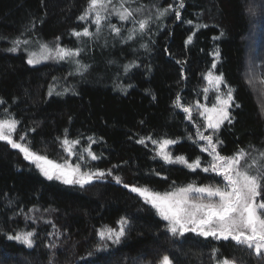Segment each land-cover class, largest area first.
Masks as SVG:
<instances>
[{
  "label": "trees",
  "instance_id": "obj_1",
  "mask_svg": "<svg viewBox=\"0 0 264 264\" xmlns=\"http://www.w3.org/2000/svg\"><path fill=\"white\" fill-rule=\"evenodd\" d=\"M252 1L184 0L182 18L177 20L174 11L157 19V10L169 4L175 7L179 0H132L125 6L143 8L135 19H152L148 29L127 40V29L133 25L115 17L110 23L121 27V36L111 33L106 25L98 36L91 25L86 27L92 37L73 35L85 28L78 17L88 0H0V99L4 101L0 118L8 109L19 121L14 139L25 136L23 143L33 151L56 162L80 163L82 170L105 172L103 178L83 188L48 180L18 149L0 141V264H158L164 255L174 264H214L213 247L238 264H264V258L231 240L205 239L193 233L172 237L155 210L124 187L148 186L163 192L173 182L177 187L190 182H222L214 173L202 171L211 157L200 151L205 142L193 143L197 126L206 131L197 109L193 107V120H189L174 103L178 95L181 105L202 103L207 86L203 74L211 68L215 49L220 57L213 71L223 73L241 105L232 110L233 123L225 122L216 133L223 141L218 151L230 156L238 148L249 150L250 145L264 148V118L259 112L264 95L258 85L254 91L246 83L250 75L264 77V9L255 8ZM249 6L256 9L257 30L261 32L256 39L261 47L252 73L245 74L244 39L253 23L245 11ZM189 20L191 24L186 23ZM189 35L192 42L185 44ZM17 37L80 48L77 59L88 68L76 72L74 62L29 65L25 46L8 51ZM129 64L134 66L126 72L124 66ZM49 85H55L52 95L48 94ZM65 136L79 139L75 151L83 153V161L64 152L60 140ZM148 137L177 140L169 151L189 161L200 157L201 169L165 163ZM141 138L144 144L137 143ZM89 145L99 159L92 160L83 151ZM117 176L122 183L116 182ZM120 217L129 221L121 243L109 242L107 252H96L97 229L117 227ZM18 231H34L32 248L7 239ZM52 243L57 247H49Z\"/></svg>",
  "mask_w": 264,
  "mask_h": 264
},
{
  "label": "snow or ice",
  "instance_id": "obj_2",
  "mask_svg": "<svg viewBox=\"0 0 264 264\" xmlns=\"http://www.w3.org/2000/svg\"><path fill=\"white\" fill-rule=\"evenodd\" d=\"M132 0H119V3H114V0H88L87 7L84 12L78 17L79 20L85 21L91 19V23L96 26V35L98 36L103 26H107L111 33L116 36L122 35L121 27L110 23L111 17L115 16L121 22H129L133 27L128 28L127 40H133L137 34L143 33L148 29L149 21L152 19L148 16L144 19H135L137 13L143 11L142 7L132 9L130 5ZM184 7V0H179L174 7L172 4L166 8L158 9L157 19L174 11L177 20H181V11ZM248 15H255L256 9L249 6L245 9ZM191 24L192 21H186ZM197 27H201L198 25ZM224 33L221 31L220 35ZM23 36V33L20 34ZM76 37H92L94 34L85 27L82 31H73ZM59 39V38H57ZM193 36L189 35L185 44L192 42ZM219 39V37H213ZM30 41L17 37L12 40V47L8 49L10 52H16L21 45L25 46ZM146 45H142L145 47ZM80 48H66L60 44L55 47H50L48 44H39L37 51H27V64L36 65L41 61L55 59L58 61H70L76 64V72L87 70L88 65L81 64L77 59L81 53ZM214 59L211 68L203 74V79L206 81V87L203 88L205 99H208L209 92L215 93L214 102L209 107L207 104H201L199 101L195 105H181V97L178 95L174 103L177 107H182L186 113V119L193 120V107L199 109V115L204 118L203 127L208 131V134L200 131L197 126L195 133L196 139L193 143L206 142L201 146L200 151L208 153L211 161L207 166L202 167L205 173H214L217 177L222 178L219 184H198L190 182L183 186H173L169 190L160 192L148 186H134L124 184L125 188H130V191L137 193L143 198L146 204H149L156 212L157 216L165 222V231L172 237H183L186 233H193L196 236L205 239L233 241L235 245L246 248L253 252L257 257L264 258V148L256 149L249 146V150L238 148L230 156L221 155L218 151V145L223 141L219 140L216 133L227 122L232 124L236 117L233 115V109L241 107L237 103L234 89L227 84L223 73L217 74L213 71L217 67V61L220 57L219 49H215L213 53ZM177 63H180L177 61ZM133 64L125 65L127 72ZM73 73H70L72 75ZM56 79L55 77L53 78ZM246 83L254 91L259 86V91L264 95V77L257 78L250 75ZM223 86V88H222ZM69 89L65 88L64 91ZM55 91V85H49V95ZM61 95L62 93H56ZM4 101L0 99V104ZM5 116L0 118V141L6 142L13 149H18L23 154L25 160L34 164L39 172L48 180H58L66 185H79L83 188L90 184L95 179H100L105 176L102 170L86 171L82 170L80 163L73 164L70 160H65L63 163H58L49 159L46 155H42L33 151L25 141V136H20L19 140L14 139L19 121L16 120L4 109ZM262 118H264V107L259 108ZM191 138V137H190ZM60 139V138H58ZM153 145H157L156 155L165 163H179L186 166L192 171L201 169L202 161L200 157L189 161L184 155H173L168 151L170 145L178 143L177 140L162 138L155 140L151 137ZM91 141V137L89 138ZM94 143V141H92ZM144 138H141L137 143L144 144ZM61 146L68 154V157L78 156L79 161L85 159L83 153L77 154L76 146L80 143L79 139L70 140L65 136L60 140ZM87 152L88 157L92 160L99 159L92 151L89 145L83 150ZM112 173L109 171L108 175ZM159 175V173H156ZM117 183H122L120 177H114ZM32 212L33 209H29ZM38 211V209L36 210ZM44 211H47L45 209ZM34 219V217H26ZM47 223V221H45ZM129 221L126 217H120L116 221L117 227L104 225L97 229L96 235L99 238L95 246V251L98 253L107 252L109 242L112 245L121 243V240L126 235ZM55 228V225H53ZM34 231H18L15 234H8L7 239L19 242L27 248H32L34 245ZM51 235V233L49 234ZM51 248H56L57 245L52 243ZM89 255H92L89 253ZM211 256L214 264H238L235 258L223 257L221 250L217 247L211 249ZM158 264H174V261L169 255H164L158 261Z\"/></svg>",
  "mask_w": 264,
  "mask_h": 264
},
{
  "label": "rangeland",
  "instance_id": "obj_3",
  "mask_svg": "<svg viewBox=\"0 0 264 264\" xmlns=\"http://www.w3.org/2000/svg\"><path fill=\"white\" fill-rule=\"evenodd\" d=\"M263 2H264V0H253L252 1V5L253 4H255V5L257 4V6H255V8L264 9ZM262 9H260V10H262ZM263 15H264V12H263ZM250 16H251V21L253 22L252 23V28L250 29V32L246 35L247 37L244 39V43H245V46H244V72H245V74L248 73V72L252 73V64L254 62V58H255L256 54L258 53V47L259 48L261 47L260 46L261 44L258 43L257 39H256V38H258L257 36H259L260 33H261V32H258V30H257V24H256L257 20H255L256 15H250ZM113 17H115V16H113ZM115 18H117V17H115ZM139 19L140 18H138L137 20H139ZM82 23L85 25V27L86 26L88 27L89 25L96 27L93 23H91V19L82 21ZM39 44H41V43H34V41H30L29 45L26 46L27 47V51H37L38 47H39ZM48 45L50 47H55V45L53 46L52 44H49V43H48ZM27 51L25 50L26 53H27ZM48 62H50V63H52V62H66V63H70V61H58V60H55V59H49V60L41 61L39 64L48 63ZM36 65H38V64H36ZM254 95L257 98V95L256 94H254ZM207 96H208V99H205V95H204V98H203V101H202L201 104H207L210 107L211 104L214 102L215 93L209 92L207 94ZM197 111H198L197 114H199L200 110L197 109ZM201 118L204 121V118L203 117H201ZM204 132L208 133L207 130L204 131ZM168 151H169V147H168ZM64 161H60L58 163H63Z\"/></svg>",
  "mask_w": 264,
  "mask_h": 264
}]
</instances>
